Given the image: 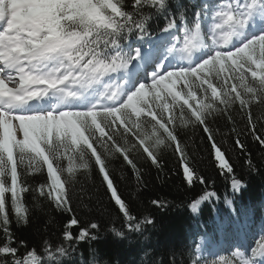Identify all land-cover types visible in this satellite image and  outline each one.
Masks as SVG:
<instances>
[{"label":"snow or ice","instance_id":"6c2138e0","mask_svg":"<svg viewBox=\"0 0 264 264\" xmlns=\"http://www.w3.org/2000/svg\"><path fill=\"white\" fill-rule=\"evenodd\" d=\"M216 118L232 126L233 148L256 171L250 143L264 152V0H0V264H75L79 245L99 238V225L81 226L74 207V197L85 209L92 199L81 173L95 171L121 218L122 229H111L117 237L153 224L133 215L108 158L121 159L140 188L134 157L160 170L168 149L183 182L203 185L180 132L189 125L202 131L213 165L233 174L209 123ZM241 187L233 175L231 189ZM26 194L66 217L56 244L16 241L11 225L28 223ZM216 195L205 191L188 207L196 213ZM226 228L218 223L222 235ZM226 248L234 250L220 255ZM187 255L190 264H264V225L257 231L245 220L230 245L202 238ZM87 264H98L94 253Z\"/></svg>","mask_w":264,"mask_h":264},{"label":"trees","instance_id":"16d2710c","mask_svg":"<svg viewBox=\"0 0 264 264\" xmlns=\"http://www.w3.org/2000/svg\"><path fill=\"white\" fill-rule=\"evenodd\" d=\"M179 3L187 5L189 0H179ZM155 28L156 22L152 24V30ZM259 111V108H254L257 114ZM209 123L218 144L225 148L234 173L222 174L213 165L204 148L202 131L189 125L180 129V132L192 153V166L196 168L197 175H202L206 181L203 185L198 181L192 186L183 182L176 158L168 149H161L159 153L162 165L160 170L149 161L134 157L146 184V187L140 188L137 187L131 169L121 159L108 158L113 179L121 194L129 201L133 215L140 219L149 217L153 221L151 225H142V232L117 237L111 229H122L121 218L105 197L104 189L99 187L95 171L90 175L79 174L80 183L92 199L89 201L85 197V203L89 205L85 209L74 197L76 214L81 226H86L90 221L99 225L96 230L99 238L79 245L75 264H87L93 253L98 264H172L173 257L175 264H190L188 251L195 248L199 237L215 241L218 223L227 225L225 233H220L225 247L233 242L232 236L236 237L233 233L245 220L253 229L264 225V152H261L257 144L246 141L250 143V158L257 169L249 170L244 154L233 148L235 133L231 130L232 126L222 118L210 119ZM233 175L242 182L238 192L231 189ZM40 179L42 177H36L37 182ZM205 191H214L217 194L215 200L210 199L209 203H204L198 213L193 215L188 205ZM152 199L166 201L167 206L154 207L150 203ZM226 200L231 202V206ZM25 201L30 208L28 223L18 226L13 222L11 225L16 241L23 240L27 247H34L45 239L56 244L60 240L66 217L56 212L46 201H33L31 194H26ZM76 231L78 229H73V232ZM231 250L234 249L226 248L223 252L229 255ZM80 254L83 256L82 261Z\"/></svg>","mask_w":264,"mask_h":264},{"label":"rangeland","instance_id":"374dc122","mask_svg":"<svg viewBox=\"0 0 264 264\" xmlns=\"http://www.w3.org/2000/svg\"><path fill=\"white\" fill-rule=\"evenodd\" d=\"M202 203H203V202H202ZM202 203H201V204H202ZM200 206H201V205H200ZM194 214H195V213H194ZM236 232H237V231H236ZM236 232H234L233 234H236ZM219 233H220V232H219ZM235 238H236V237L233 235V236H232V241H234ZM201 239H202V237L199 238V239L197 240V243L200 242ZM216 242H217V245H219V242H220V236L217 238ZM223 247H224V246H223ZM219 254H220V255H225V256H227V255H226V252H223V251H221ZM212 258H215V257H210V259H212Z\"/></svg>","mask_w":264,"mask_h":264}]
</instances>
